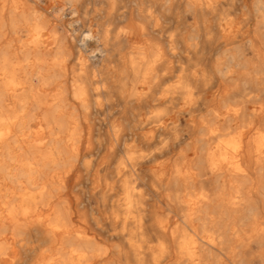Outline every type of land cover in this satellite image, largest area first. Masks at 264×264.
Returning <instances> with one entry per match:
<instances>
[{
  "label": "bare ground",
  "instance_id": "1",
  "mask_svg": "<svg viewBox=\"0 0 264 264\" xmlns=\"http://www.w3.org/2000/svg\"><path fill=\"white\" fill-rule=\"evenodd\" d=\"M218 1L0 0V264H264V0Z\"/></svg>",
  "mask_w": 264,
  "mask_h": 264
},
{
  "label": "rangeland",
  "instance_id": "2",
  "mask_svg": "<svg viewBox=\"0 0 264 264\" xmlns=\"http://www.w3.org/2000/svg\"><path fill=\"white\" fill-rule=\"evenodd\" d=\"M45 0H39V5H38V8L40 9L43 5H44V2ZM226 0H220L218 1L216 4L220 5V6H225L226 4ZM86 7V8H85ZM88 8V9H87ZM43 11V9H41ZM81 10V11H80ZM82 10H85L82 11ZM89 12V10L91 11L92 8L90 7V4L86 3L85 6L83 8H79L78 11H77V14L74 16L75 18L74 19H77V21L73 22L72 25L69 24L67 21L65 22V26L68 28L69 32L71 33L72 32V28L74 27H80L81 30H85L86 26H82V23H84V19L86 18V12ZM53 15V13H52ZM55 15V14H54ZM187 19L189 21H191V18H189V16H187ZM174 22V15L172 13L169 12V15H168V18H167V22H166V25L167 26H170L172 23ZM79 25V26H78ZM95 26V25H94ZM169 28V27H167ZM85 33V32H84ZM167 32H164L162 35H157V37L159 39L162 40V43L165 44V36ZM164 36V37H163ZM199 39H200V36H199ZM95 53V52H94ZM92 115V116H91ZM98 115L93 113V114H90L89 115V119H90V123L93 125L94 127V133H97V126H98ZM97 199L96 198H91V207L94 208V210L96 209V206H97ZM94 212V211H92Z\"/></svg>",
  "mask_w": 264,
  "mask_h": 264
}]
</instances>
